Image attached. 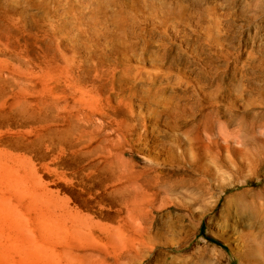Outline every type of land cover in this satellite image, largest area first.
<instances>
[{
	"label": "rangeland",
	"instance_id": "374dc122",
	"mask_svg": "<svg viewBox=\"0 0 264 264\" xmlns=\"http://www.w3.org/2000/svg\"><path fill=\"white\" fill-rule=\"evenodd\" d=\"M252 57L263 68L251 71ZM262 69L264 0H0V264H158L161 257L264 264V209L255 228L226 207L247 189L264 196V168L225 193L211 186L207 197L197 185L201 173L188 184L178 180L154 206L123 210L107 170L130 176V162L157 161L145 150L146 135L175 92L206 99L221 86L220 103L238 96L240 117L264 118ZM148 89L149 105L142 102ZM130 103L137 119L128 123ZM220 124L226 133L240 121L228 126L222 116ZM122 128L132 131L129 142ZM133 150H141L136 161ZM221 162L207 185L234 179ZM179 215H189L197 234L183 250L172 248L162 225ZM141 221L154 236L163 232L145 262L137 249Z\"/></svg>",
	"mask_w": 264,
	"mask_h": 264
},
{
	"label": "bare ground",
	"instance_id": "6f19581e",
	"mask_svg": "<svg viewBox=\"0 0 264 264\" xmlns=\"http://www.w3.org/2000/svg\"><path fill=\"white\" fill-rule=\"evenodd\" d=\"M251 60V71L263 68L261 61L258 64L256 58L252 57ZM212 71L215 80L220 85L225 82L226 78L224 79V77H222L224 74L221 75L219 72L214 71V69H210V75ZM251 71L250 74L254 75ZM255 72L257 73L258 71ZM137 88L138 87H136L133 92L134 95L137 94ZM202 90H206V88L202 87ZM223 94L224 93L221 92V86H217L215 91L205 94L204 97H206V99H202L201 95L195 96L190 92H185L181 95H176L175 92L164 104V108L166 109L161 112L156 113L158 110L154 112L155 128L150 135H146L148 146L145 150L150 154H154L157 161H154L153 159L150 160L151 158L149 159L148 157L147 159H144V162L139 160V163L142 164L139 165L138 162H133L131 160L132 162H130V164L133 170L130 176L118 173V168L114 167V165H109V167H107V170L112 172L115 177L111 185V192L120 196L119 198L121 199L122 210L123 207L126 209V206L131 205L140 207L147 204L150 206L151 204V206H154L152 205V202H156V199L158 200L160 198L159 196L166 194V189H170L168 191L176 189L179 187L178 185L181 182L186 184L191 183L193 178L201 175V173H206L205 175H202L205 178H203L205 180V185L202 183L203 179L201 180V177L199 179L197 178L200 181L197 185H199V183H201L200 185H203L201 186L203 188L202 196L207 197V195H212L211 193H214V191L212 192L213 189L217 192L215 195H219V193H225L229 189L237 187L238 185H248L252 181L251 177L257 172L263 170L264 149L262 147L264 146H259V144L263 143V141H260V138L264 137L262 135L264 133V118L259 116L260 118L257 117V119L254 118V121L251 120V122H247V118L240 117L237 112L236 106L238 104L239 97L236 96L233 100H229L225 104H222L220 103L219 98L222 97ZM255 95L260 96V93H256ZM253 99L250 101H253ZM151 100V89H148L146 96L142 97V102L149 105ZM258 101L259 100L256 99V102ZM153 102L156 106L161 104L158 93L156 94V98ZM130 111V119L128 123L137 119V116L134 115V109L132 108L131 103ZM222 116L227 118L228 126H235L236 122L240 121L238 128H233L226 133L223 132L220 124ZM164 125L165 130L162 129V126ZM120 134L126 142H129L132 137V131L130 129L122 128ZM140 151L138 152L140 153ZM123 152L124 155L127 154V152ZM138 152L133 150L131 153L135 156H132L134 161L138 160L137 156L140 155ZM220 161H222L220 166L226 170V174L229 173L234 177V179L230 180L226 185H222V183H220L221 179H219V184L216 183L218 178H212L211 183L207 185L208 182H210L207 178L210 177V175L215 176V172H218L214 165L216 166ZM236 161L239 162V165ZM247 172L251 175H246ZM206 175L209 176L206 177ZM237 179L242 180V182L240 183V181H236ZM178 180L180 182L179 184H177ZM260 194L261 192L247 189L242 193L231 197L228 196L229 198L226 201L227 210L231 213H236L237 217H239V219L243 222L246 221L250 223L252 227L258 228V209H264L261 207V205H264V196ZM250 196L252 197L251 201H249ZM212 197H214V194ZM164 207L165 206H163V208ZM170 207L171 206L169 205V208ZM153 210L156 211L155 209ZM187 216L179 215L173 219L171 218V221L168 220L169 222L167 223L164 221V224H162L166 227V229L168 228L167 240L172 248L178 247L177 249L179 250L186 249L188 244L197 235L196 231H194V226L189 225L192 223L187 225L186 222H190V219ZM154 220L155 222L158 221L155 216ZM137 230V240L139 242L137 248L138 256L141 262H145L148 261L147 258L149 257H147V251L151 250L150 252L153 254L152 249H157L158 247L156 244V238L162 236L163 232L161 233V230H158L154 236L153 227H149L147 223L142 221ZM152 243L153 245H151ZM249 248L251 247H248L246 252L247 255L254 256L257 251L256 246H254L253 249ZM162 250L163 249H161V251ZM158 259L160 261L159 263L156 260L158 264H169L167 260H164L162 257Z\"/></svg>",
	"mask_w": 264,
	"mask_h": 264
}]
</instances>
